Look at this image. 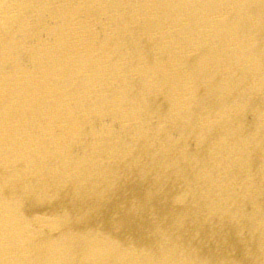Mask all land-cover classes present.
I'll list each match as a JSON object with an SVG mask.
<instances>
[{"label": "bare ground", "instance_id": "6f19581e", "mask_svg": "<svg viewBox=\"0 0 264 264\" xmlns=\"http://www.w3.org/2000/svg\"><path fill=\"white\" fill-rule=\"evenodd\" d=\"M0 264H264V0H0Z\"/></svg>", "mask_w": 264, "mask_h": 264}]
</instances>
